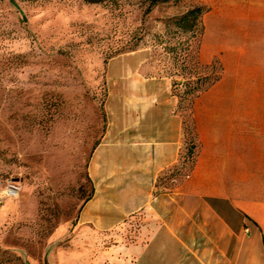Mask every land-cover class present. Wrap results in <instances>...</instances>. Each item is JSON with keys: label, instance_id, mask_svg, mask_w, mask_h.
<instances>
[{"label": "rangeland", "instance_id": "1", "mask_svg": "<svg viewBox=\"0 0 264 264\" xmlns=\"http://www.w3.org/2000/svg\"><path fill=\"white\" fill-rule=\"evenodd\" d=\"M149 4L0 0V264H132L137 232L158 226L146 213L106 229L122 209L104 194L91 205L101 228L80 219L91 159L129 166L118 142L138 119L132 105L181 106L187 149L195 77H214L196 64L199 25L176 20L202 1ZM171 173L160 186L176 184Z\"/></svg>", "mask_w": 264, "mask_h": 264}, {"label": "crops", "instance_id": "2", "mask_svg": "<svg viewBox=\"0 0 264 264\" xmlns=\"http://www.w3.org/2000/svg\"><path fill=\"white\" fill-rule=\"evenodd\" d=\"M201 1L196 63L215 79L189 109L188 172L172 188L160 186L164 172L182 168L185 119L177 104L132 105L138 119L118 142L129 166L90 161L95 192L80 212L83 224H104L91 214L103 194L122 209L106 229L131 214L157 217V227L137 232L132 264H264V0Z\"/></svg>", "mask_w": 264, "mask_h": 264}, {"label": "trees", "instance_id": "3", "mask_svg": "<svg viewBox=\"0 0 264 264\" xmlns=\"http://www.w3.org/2000/svg\"><path fill=\"white\" fill-rule=\"evenodd\" d=\"M165 1H167V0H150V4L147 7L145 13L150 11L152 7L156 6L160 2H165ZM206 9H207L206 7L196 6V7H193L191 9L187 10L182 15L177 17V19H176L177 20V25L180 26V27H183L184 29L190 30V31H192L193 29H195L199 25L200 33H201L202 27H201V23H200V17L203 14V12L206 11ZM208 78L209 77L205 76V77H199V78L196 79L197 80V83H196L197 84L196 85L197 89H196V93L193 96V99L201 91H203L205 88H207L209 86V84L215 79V77H213L210 80ZM207 81H209V82H207ZM205 82H207L206 85L204 84ZM193 99H192V101L190 103L189 109L191 107ZM190 123H191V126H192V132H193V124H192L191 119H190ZM193 141H194V133H193ZM193 147H194L193 146V142H192V145L189 148L186 149V146H185L183 159L181 160V167L183 169L181 168V170H179L177 166H173L171 174L174 177H178V179H179V178H181L183 175H185L187 173V171L189 169V166H190V163L193 160ZM185 163H186V165H185ZM170 169H168V170H170ZM178 179H176V182H177ZM174 180H175V178H174Z\"/></svg>", "mask_w": 264, "mask_h": 264}, {"label": "water", "instance_id": "4", "mask_svg": "<svg viewBox=\"0 0 264 264\" xmlns=\"http://www.w3.org/2000/svg\"><path fill=\"white\" fill-rule=\"evenodd\" d=\"M44 264H47V261H45V263Z\"/></svg>", "mask_w": 264, "mask_h": 264}]
</instances>
